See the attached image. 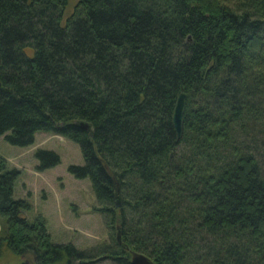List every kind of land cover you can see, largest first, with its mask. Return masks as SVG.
<instances>
[{
	"label": "trees",
	"instance_id": "16d2710c",
	"mask_svg": "<svg viewBox=\"0 0 264 264\" xmlns=\"http://www.w3.org/2000/svg\"><path fill=\"white\" fill-rule=\"evenodd\" d=\"M71 5L0 0V135L18 147L40 131L77 143L85 163L70 173L91 180L96 211L155 264H264V0ZM36 156L41 171L61 162ZM20 174L0 156V259L94 264L55 244L44 217L28 219ZM114 244L104 260L132 264Z\"/></svg>",
	"mask_w": 264,
	"mask_h": 264
},
{
	"label": "rangeland",
	"instance_id": "374dc122",
	"mask_svg": "<svg viewBox=\"0 0 264 264\" xmlns=\"http://www.w3.org/2000/svg\"><path fill=\"white\" fill-rule=\"evenodd\" d=\"M77 0H72V6ZM53 151L61 162L41 171L38 151ZM0 156L8 162L9 170L20 171L15 183L16 200L27 201L31 208L26 212L29 220L42 216L55 244H73L81 251L93 254L94 264H115L104 260L103 246H115L117 225L110 228L109 217L96 209L101 207L90 179H77L69 168L84 165L80 146L67 137L52 132H37L35 142L28 147L11 145L0 135ZM8 233L7 218L0 216V236ZM0 264H21V259L5 250Z\"/></svg>",
	"mask_w": 264,
	"mask_h": 264
},
{
	"label": "water",
	"instance_id": "95a60500",
	"mask_svg": "<svg viewBox=\"0 0 264 264\" xmlns=\"http://www.w3.org/2000/svg\"><path fill=\"white\" fill-rule=\"evenodd\" d=\"M186 94L181 93L176 104L175 112H174V118H173V123H174V128L177 134L178 141H180L183 137L184 133V125H183V115H184V110L186 106ZM80 126L85 129L90 131L91 126L88 123L82 122ZM121 207V202H116V208ZM117 237L116 240L117 242L122 245V247L126 250L129 251L131 254V262L132 264H155L148 256L139 253L137 251H132L130 248L126 245L123 244L122 242V235H121V226L117 225ZM80 264V263H79Z\"/></svg>",
	"mask_w": 264,
	"mask_h": 264
}]
</instances>
